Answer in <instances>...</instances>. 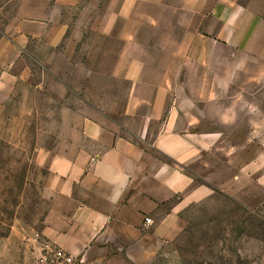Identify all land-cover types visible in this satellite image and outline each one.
Returning a JSON list of instances; mask_svg holds the SVG:
<instances>
[{
	"label": "crops",
	"instance_id": "0c3cea01",
	"mask_svg": "<svg viewBox=\"0 0 264 264\" xmlns=\"http://www.w3.org/2000/svg\"><path fill=\"white\" fill-rule=\"evenodd\" d=\"M15 2L7 25L15 43L37 35L55 44L82 28L118 42L110 75L128 81L120 111L128 121L120 123L142 135L156 123L149 145L170 160L114 128L93 151L91 133L80 122L69 129L62 116L67 127L37 154L48 200L41 230L78 254V264L144 260L153 241L182 228L167 205L193 180L182 165L197 164L221 138L201 125H264L253 104H264V0Z\"/></svg>",
	"mask_w": 264,
	"mask_h": 264
},
{
	"label": "rangeland",
	"instance_id": "374dc122",
	"mask_svg": "<svg viewBox=\"0 0 264 264\" xmlns=\"http://www.w3.org/2000/svg\"><path fill=\"white\" fill-rule=\"evenodd\" d=\"M15 4L0 0V264H36L41 244L50 240L41 230L48 200L37 154L67 127L62 116L69 129L80 122L91 133L93 151L114 128L170 160L149 145L156 123L146 125L144 135L120 123L128 121L120 113L128 81L110 75L118 42L82 28L69 29L55 44L37 35L15 43L7 27ZM253 104L264 114L263 102ZM201 128L222 134L197 164L182 165L193 180L167 204L175 205L182 228L153 241L144 260L119 264H264V125Z\"/></svg>",
	"mask_w": 264,
	"mask_h": 264
},
{
	"label": "built area",
	"instance_id": "2783aa9c",
	"mask_svg": "<svg viewBox=\"0 0 264 264\" xmlns=\"http://www.w3.org/2000/svg\"><path fill=\"white\" fill-rule=\"evenodd\" d=\"M149 216L144 217L145 222H149ZM80 256L60 246L52 240H44L38 251L36 264H76L80 261Z\"/></svg>",
	"mask_w": 264,
	"mask_h": 264
}]
</instances>
